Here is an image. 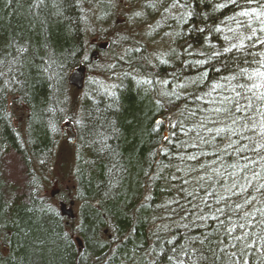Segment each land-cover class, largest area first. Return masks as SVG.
<instances>
[{"label":"trees","instance_id":"1","mask_svg":"<svg viewBox=\"0 0 264 264\" xmlns=\"http://www.w3.org/2000/svg\"><path fill=\"white\" fill-rule=\"evenodd\" d=\"M110 5L0 0V264H264V0H144L99 35ZM66 122L76 219L43 195Z\"/></svg>","mask_w":264,"mask_h":264},{"label":"rangeland","instance_id":"2","mask_svg":"<svg viewBox=\"0 0 264 264\" xmlns=\"http://www.w3.org/2000/svg\"><path fill=\"white\" fill-rule=\"evenodd\" d=\"M109 1L111 2L110 7L113 11L112 13L113 19L111 20L112 22L111 23L109 22L108 24L110 26H102V28H100L99 35L105 34L107 36H110L113 32H119V35L131 36L132 34L137 33L138 30L147 28L136 25V23L138 22L133 19L135 18L134 16L138 14V10L141 11V9H139V6L144 0H112V1L109 0ZM127 16H130L131 18V21L128 25L126 24ZM164 20L165 19H163V21ZM107 33H109V35ZM140 36L142 37L143 35ZM98 39L99 38H97L96 33L91 34L89 36L90 43L95 42L94 44L97 45L98 44L107 45V42L105 40L98 41ZM120 49L121 48H116L113 54L121 58L123 51ZM92 52H97V51L94 49ZM95 60H96L95 63H97V65L94 69H92V71H90L89 78L92 82L101 81L102 84H104L105 82L109 81L110 78L113 76V74H111L110 71L114 70L112 69L114 60L113 58L112 59L110 58L109 54L101 55V53L97 54ZM115 73L116 72H114V74ZM74 89L71 91V93H73L72 98L76 100V102H78L83 96V92L80 89L77 88L75 90ZM68 137H69L68 132L64 130V137L59 142L55 154V158L53 160L54 163L50 166L47 179H45L43 183L44 186L43 195L51 199L59 210H61V202H62L60 200L61 193L63 191H67L69 188L73 189V177L71 175V166L73 165L74 162L75 147L67 141ZM11 170H13L11 173H14V177L18 179V174L15 173L17 172V170L13 167ZM70 201H72V199H70ZM66 204L68 208L72 209L75 215L74 218L76 219L78 204L75 205L74 203V205H72L71 202H67Z\"/></svg>","mask_w":264,"mask_h":264},{"label":"water","instance_id":"3","mask_svg":"<svg viewBox=\"0 0 264 264\" xmlns=\"http://www.w3.org/2000/svg\"><path fill=\"white\" fill-rule=\"evenodd\" d=\"M95 55L96 54H94L93 59L95 58ZM84 79H85V67L80 66L71 72L70 77H69V83H70V85L75 86L78 89H82L84 86ZM64 129H66L68 131L69 137H68L67 141L69 143H74L76 140V134L74 132L73 126L71 124L67 123L66 126L64 127ZM62 213H63V215H67L71 218H73L75 216L72 209H67V206L64 203L62 204ZM78 243L81 247L82 246L81 240H78Z\"/></svg>","mask_w":264,"mask_h":264},{"label":"snow or ice","instance_id":"4","mask_svg":"<svg viewBox=\"0 0 264 264\" xmlns=\"http://www.w3.org/2000/svg\"><path fill=\"white\" fill-rule=\"evenodd\" d=\"M241 15H249V13L242 12ZM217 30L219 31V29ZM262 31H264V29H262ZM253 34H255V29H253ZM249 39H251V37H249ZM261 43L264 44V40H261ZM261 67L264 68V63H261ZM253 76L260 78L261 81H264V71H260L259 69H257L254 74H249L248 78L251 80L253 79ZM261 87H264V84H253V88L259 89ZM261 95L264 96V93H262Z\"/></svg>","mask_w":264,"mask_h":264}]
</instances>
